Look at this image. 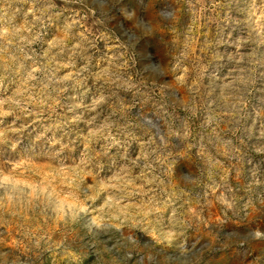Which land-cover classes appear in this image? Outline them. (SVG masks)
Listing matches in <instances>:
<instances>
[{
	"label": "rangeland",
	"instance_id": "rangeland-1",
	"mask_svg": "<svg viewBox=\"0 0 264 264\" xmlns=\"http://www.w3.org/2000/svg\"><path fill=\"white\" fill-rule=\"evenodd\" d=\"M0 82V264H264V0H0Z\"/></svg>",
	"mask_w": 264,
	"mask_h": 264
},
{
	"label": "clouds",
	"instance_id": "clouds-1",
	"mask_svg": "<svg viewBox=\"0 0 264 264\" xmlns=\"http://www.w3.org/2000/svg\"><path fill=\"white\" fill-rule=\"evenodd\" d=\"M129 27L128 25H125V28ZM149 61H145V63H148ZM151 62H155V60L151 61ZM37 71V68H33V73H35ZM0 87H3L2 82H0ZM3 101H0V104H2ZM258 243H264V241H258Z\"/></svg>",
	"mask_w": 264,
	"mask_h": 264
}]
</instances>
